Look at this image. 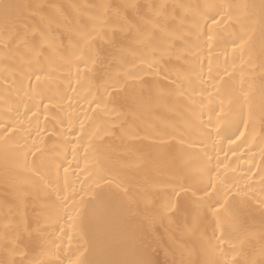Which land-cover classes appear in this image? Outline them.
Masks as SVG:
<instances>
[{
    "label": "bare ground",
    "instance_id": "bare-ground-1",
    "mask_svg": "<svg viewBox=\"0 0 264 264\" xmlns=\"http://www.w3.org/2000/svg\"><path fill=\"white\" fill-rule=\"evenodd\" d=\"M2 3L0 264H264V0Z\"/></svg>",
    "mask_w": 264,
    "mask_h": 264
},
{
    "label": "snow or ice",
    "instance_id": "snow-or-ice-1",
    "mask_svg": "<svg viewBox=\"0 0 264 264\" xmlns=\"http://www.w3.org/2000/svg\"><path fill=\"white\" fill-rule=\"evenodd\" d=\"M14 6L9 4V3H2L0 4V10H2L5 14V17L7 18L10 10L13 8ZM213 23H216L215 20H213ZM210 38V37H209ZM65 171H67V169H65ZM102 195V194H101Z\"/></svg>",
    "mask_w": 264,
    "mask_h": 264
}]
</instances>
